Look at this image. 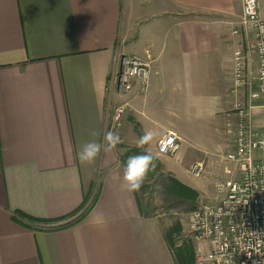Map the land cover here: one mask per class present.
Instances as JSON below:
<instances>
[{"label":"crops","instance_id":"1","mask_svg":"<svg viewBox=\"0 0 264 264\" xmlns=\"http://www.w3.org/2000/svg\"><path fill=\"white\" fill-rule=\"evenodd\" d=\"M257 4L264 19V0ZM241 6L0 0V264H175L167 226L140 213L108 144L111 108L127 103L129 138L151 154L163 134L178 138L177 151L159 160L181 183L191 186L188 170L200 158L205 181L223 173L235 125L233 54L253 43ZM122 55L149 60L150 72L145 85L135 80L117 95L106 85ZM262 119L258 108L253 120ZM191 140L213 151L179 155ZM90 194L93 204L74 220L26 227L12 219L21 211L59 220Z\"/></svg>","mask_w":264,"mask_h":264},{"label":"built area","instance_id":"2","mask_svg":"<svg viewBox=\"0 0 264 264\" xmlns=\"http://www.w3.org/2000/svg\"><path fill=\"white\" fill-rule=\"evenodd\" d=\"M241 3V23L251 28L253 43L233 54L230 93L237 97L233 147L222 156L226 178L217 185L219 198L187 216L195 264H264V119L253 120L254 111L264 109V19L257 0ZM149 72V60L122 55L106 89L125 95L135 80L145 85ZM126 106V102L114 105L112 131L121 126ZM178 145L174 134L165 133L156 152L171 156ZM204 171L203 159L188 170L193 177H201Z\"/></svg>","mask_w":264,"mask_h":264},{"label":"rangeland","instance_id":"3","mask_svg":"<svg viewBox=\"0 0 264 264\" xmlns=\"http://www.w3.org/2000/svg\"><path fill=\"white\" fill-rule=\"evenodd\" d=\"M123 102L124 101H118L117 104ZM113 108H111L112 111ZM128 117H129V112L127 105L121 126L119 127V129L110 132V138L108 139V144L112 146L113 150L117 154V162L119 164V167L122 169V171L126 173L127 171L129 172L128 175H130L129 176L130 181L134 185L133 187L136 191L137 197L139 198L142 210L145 213V215L159 218L167 226L165 235H167L168 233L170 234L171 236L170 241L172 246L169 245L168 241L166 242L171 253H172V249L176 248L177 246H182L185 242H191L194 249L195 243L192 242L187 230V216L194 209L206 204L215 203L217 201V199L219 198V195L217 194L216 191L217 185L220 182L224 181L226 176L224 175V173H222V170L220 171L216 170V172L212 175V178L209 177V179L205 181L204 180L206 176V162H205V171L201 177H193L189 174L190 185L193 187L191 186L188 187L194 190L198 189L201 193L200 194L199 191H197L198 197L195 201H192L187 197L182 198L170 194L166 186L167 179L169 177H174V176L172 175V173L166 171L164 167H162L161 173L159 175H156L151 178L142 175L141 167L139 166L137 161L131 160L130 166L129 168H127L118 160V156L127 152L126 150L128 148L140 147L147 150L146 143L143 142V140H140V145H136L134 140L129 138L128 123H127ZM191 143L195 146H190L189 144L186 143L182 144L181 148L178 151L179 155L187 151L188 152L190 151L193 153L195 152L196 154L201 156L202 153L200 150L213 151L212 147L202 145L196 141L194 142L193 140H191ZM151 155H153L157 159H159L161 156H167V157L170 156V155H158L156 152V146L154 153ZM95 190H96L95 188L94 190L92 189L91 192L92 195L94 194ZM92 199L93 196L91 197L90 201ZM85 210L86 207H84L82 210L78 211V213L72 216L69 215L65 217V219H68L69 217L70 220L77 219L80 216V214ZM203 248H205V244H203ZM194 259H195V251H194Z\"/></svg>","mask_w":264,"mask_h":264},{"label":"trees","instance_id":"4","mask_svg":"<svg viewBox=\"0 0 264 264\" xmlns=\"http://www.w3.org/2000/svg\"><path fill=\"white\" fill-rule=\"evenodd\" d=\"M126 151L127 152L123 153L122 155H119L118 159L127 168H129L131 160H135L138 162L139 166L141 167L143 176L152 178L161 173L162 164L160 160L154 157L153 155H151L146 149H143L140 147H132V148H128ZM127 173L129 174L128 171ZM166 186H167L168 192L177 197H182V198L187 197L191 199L192 201H195L198 197V192L196 190L191 189L187 185L181 183L175 177H169L167 179ZM89 197L90 196L84 197L81 206L76 211H74L72 214H70V216L78 213V211L86 207V210L82 212L79 217L83 216L85 212L93 204V199L89 201ZM136 200H137L140 213L142 215H145V213L142 210L139 198L137 197V194H136ZM65 217L67 216H64L63 218L59 220H43V219H38L32 216H29L21 211L12 212V219L18 223L23 224L26 227H30L33 224H45V223L61 221L62 219H65ZM23 221H25V223ZM63 226H65V224H61L57 226V228L63 227ZM170 239H171V236L169 233L165 235V240L168 241L169 245H171ZM172 256H173L175 264H194L195 259H194V249H193L192 243L185 242L182 246H177L176 248L172 249Z\"/></svg>","mask_w":264,"mask_h":264}]
</instances>
